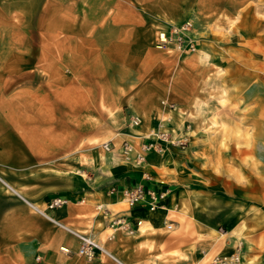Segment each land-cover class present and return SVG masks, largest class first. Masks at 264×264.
I'll return each mask as SVG.
<instances>
[{
    "label": "crops",
    "instance_id": "0c3cea01",
    "mask_svg": "<svg viewBox=\"0 0 264 264\" xmlns=\"http://www.w3.org/2000/svg\"><path fill=\"white\" fill-rule=\"evenodd\" d=\"M51 9L48 3L46 11ZM55 14L67 18L65 12ZM79 14L81 25L71 31H82L85 39L73 41V57L56 51L58 46L67 47V41L55 39L59 30L68 32L65 24L50 23L45 27L48 39L38 41L7 35L2 39L0 34V178L21 193L14 194L0 180V264H114L100 255L92 263L77 257V237L55 221L103 243L109 229L114 230L112 219L117 215L126 216L135 232L117 231L115 239L103 245L125 264H205L212 253L230 254L240 243L245 264H264V182L257 180L254 189L243 186V159L223 177L197 171L193 161L171 151L173 146L166 153L151 152L143 167L119 157L111 165L89 167L88 138L97 141L107 133L80 129L79 137H72L77 123L66 113L72 107L86 114L93 93L98 104L118 106L114 93L103 85L95 89L89 81L114 78L109 77V65L119 62L120 31L135 28L140 13L130 2L86 0ZM105 49L111 57L104 54ZM135 97L144 101L133 100L134 107L120 115L126 131L122 137L140 139L157 125L161 114H170L177 125L183 117L185 108L180 104L177 112L156 107L154 93L142 91ZM56 108L62 113L58 120ZM130 114L140 116L142 125L129 128ZM174 126L170 127L173 136H182L183 129ZM257 159L264 162V153H257ZM145 174L155 181L145 179ZM160 181L165 186L158 185ZM140 185L167 189V197L154 211L145 203L129 208L122 191ZM57 197L64 198L65 205L50 210V202ZM98 206L109 214L105 216ZM176 214L179 220L173 219ZM171 223L174 228L168 230ZM61 247L73 254H64ZM173 252L188 258L174 259Z\"/></svg>",
    "mask_w": 264,
    "mask_h": 264
},
{
    "label": "rangeland",
    "instance_id": "374dc122",
    "mask_svg": "<svg viewBox=\"0 0 264 264\" xmlns=\"http://www.w3.org/2000/svg\"><path fill=\"white\" fill-rule=\"evenodd\" d=\"M121 2L134 4L140 13L136 16L139 20L129 32L127 29L120 31L119 62L109 65V77L114 78L89 81L95 89L103 85L107 92L114 93L113 99L118 106L98 104L96 93H93L89 96L90 108L86 114L74 112L72 107V112L66 113L72 123H77L71 132L72 137L78 138L80 129L88 130L89 134L96 129H104L107 133L105 138L97 141L92 140L93 137L88 138L89 167L94 170L95 165L104 162L111 165L116 157L133 165L123 154L105 151L104 144L113 142L111 139L116 143L132 140L122 137L126 131L121 125L123 117L120 115L127 114L134 107L131 104L133 100L144 101L134 98V93L145 91L154 93L153 104L156 107L163 108V100L183 106L185 111H181L183 117L179 124L174 117L172 124L182 129L191 126L184 145L167 144L162 153L173 146L171 151L193 161L194 169L219 177L228 175L227 172L234 170V166H238L239 160L243 159V186L254 189L257 180L264 182V162L257 159V153H264V0ZM48 3L52 7L50 13L46 11ZM81 6H86V0H37L34 3L31 0H0L1 38L7 35L8 39L25 42L48 39L45 27L50 23L53 26L65 24L70 31L73 27L77 30L81 25ZM58 11L65 12L67 18L57 17L55 13ZM123 18L121 16L120 20ZM231 21L235 23L230 25ZM180 23L191 24L190 33L196 40L197 51L159 50L155 44L158 31ZM11 29L14 32H10ZM69 29L68 32L59 30L56 33L57 42L67 41V47L56 48L57 55L73 57V41L80 43L85 39L82 31L70 32ZM104 54L111 57L108 49L104 50ZM219 69L224 70L223 76L217 75ZM39 82H43V78ZM218 84L228 91L229 100L224 106L219 104V93L214 90ZM74 96L71 95L73 99ZM202 103L206 104L204 113L196 108ZM56 110L58 120L62 113H59V108ZM214 114L218 124L211 131H206L212 126ZM237 126L242 130L241 135L237 134ZM178 137L181 136L175 138ZM179 218L178 214L173 216L175 220ZM219 230L223 232V228ZM107 239L114 240L115 234L112 239L109 234L101 241L105 243ZM105 248L118 258L107 245ZM172 255L174 259L188 258L178 252ZM214 256L212 253L207 257L205 264Z\"/></svg>",
    "mask_w": 264,
    "mask_h": 264
},
{
    "label": "built area",
    "instance_id": "2783aa9c",
    "mask_svg": "<svg viewBox=\"0 0 264 264\" xmlns=\"http://www.w3.org/2000/svg\"><path fill=\"white\" fill-rule=\"evenodd\" d=\"M190 31V23L172 24L167 29L158 31L155 38L156 47L159 50L166 52L178 51L181 53H194L197 51L198 47L196 40L192 37ZM162 106L170 112H177L178 110L176 103L167 100L162 101ZM172 119L173 117L170 114H163L157 125L150 129L148 133L142 135V137L138 139V143L135 140H124L121 143L107 142L104 144V150L112 153H121L133 163L135 167H143L147 161V156L151 152L162 153L167 144L184 145L188 141L186 135H188V130L191 126L187 125L184 127L182 136L175 138L173 132L170 130ZM141 125L142 118L140 116L136 114L129 115L127 123L129 128H137ZM145 179L155 181V178L148 174H145ZM158 185L163 187L165 186V183L164 181H160L158 182ZM112 191L114 192L116 189H113ZM167 194V189L155 190L141 185L122 191L124 202L129 208H134L145 203L152 211L159 207L160 202L167 197ZM65 203L66 200L64 198H54L49 204V209L53 210L60 208L65 205ZM98 209L102 211L105 216L109 214L102 206H98ZM55 222L58 226L67 229L77 237L79 241V248L75 253L77 257L83 258L87 262L92 263L96 261L100 255L108 257L120 264L121 261L110 253L93 235L72 230L58 221ZM140 224L141 222L139 221L138 226H140ZM173 227V223L167 226L168 230L173 229ZM112 228L114 229V233L110 235L111 239L117 231H122L127 234H133L135 232V228L126 216H115L112 219ZM61 251L66 255L73 254L68 247H61ZM38 259L39 257L37 260ZM208 264H245L242 243L238 244L230 254L215 255L210 259Z\"/></svg>",
    "mask_w": 264,
    "mask_h": 264
},
{
    "label": "bare ground",
    "instance_id": "6f19581e",
    "mask_svg": "<svg viewBox=\"0 0 264 264\" xmlns=\"http://www.w3.org/2000/svg\"><path fill=\"white\" fill-rule=\"evenodd\" d=\"M235 23V21H231L230 22V25H233ZM218 27H219V25H218ZM212 29H213V27H212ZM216 29V28H215ZM218 29V28H217ZM224 70L223 69H219L218 71H217V75L218 76H223L224 75ZM214 90L215 91H217L216 93H219V95L217 96V99H218V101H219V104L220 105H222V106H224L225 104H226V102L229 100L228 99V91H227V89L222 85V84H218V85H216L215 86V88H214ZM205 103H202V104H199V105H197V110H198V112L200 111V112H202V113H204V111H205ZM193 118V117H192ZM212 126H210L209 128H207L206 129V131H211V129H213L214 127H216V125L218 124V121H217V116L214 114V115H212ZM236 131H237V134L238 135H241V128L239 127V126H237L236 127ZM0 180L5 184V186L10 190V191H12L14 194H17V195H20L21 196V193H19V191L17 190V189H15L13 186H11L8 182H6L4 179H2V178H0ZM56 196V195H55ZM36 208V207H35ZM37 208H39V212H41V213H43L44 215H46V217H48V218H50L51 216L49 215V214H47V213H45L44 212V210L43 209H41L40 207H37ZM36 208V209H37ZM52 219V218H51ZM108 233H110V235H112L113 233H114V230H112V229H109V232ZM106 238V237H105ZM105 238L103 239V240H105ZM118 262H120L118 259H116ZM120 264H124V263H122V262H120Z\"/></svg>",
    "mask_w": 264,
    "mask_h": 264
}]
</instances>
